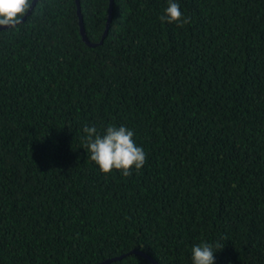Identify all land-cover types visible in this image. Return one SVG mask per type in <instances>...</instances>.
I'll list each match as a JSON object with an SVG mask.
<instances>
[{"label": "trees", "instance_id": "1", "mask_svg": "<svg viewBox=\"0 0 264 264\" xmlns=\"http://www.w3.org/2000/svg\"><path fill=\"white\" fill-rule=\"evenodd\" d=\"M32 0L0 30V264H264V0ZM87 45L80 33L79 17ZM133 131L103 174L84 126Z\"/></svg>", "mask_w": 264, "mask_h": 264}, {"label": "clouds", "instance_id": "2", "mask_svg": "<svg viewBox=\"0 0 264 264\" xmlns=\"http://www.w3.org/2000/svg\"><path fill=\"white\" fill-rule=\"evenodd\" d=\"M32 0H0V26L16 28L22 24L23 17L31 7ZM162 23L183 27L189 22L180 10L175 0H168L164 13L158 17ZM84 146L87 148L89 158L98 167L101 173L109 174L113 170L127 177L131 169H141L146 162V155L133 139L132 130L120 126L109 125L103 135L98 133L95 126H84ZM224 245L201 243L191 249L192 264H215L214 249H222Z\"/></svg>", "mask_w": 264, "mask_h": 264}, {"label": "water", "instance_id": "3", "mask_svg": "<svg viewBox=\"0 0 264 264\" xmlns=\"http://www.w3.org/2000/svg\"><path fill=\"white\" fill-rule=\"evenodd\" d=\"M112 3H113V0H110V4H109V21H110V16H111V11H112ZM78 17H79L80 33H81V35H82V38H83L84 42H85L87 45L92 46L90 43H88V41H87L86 38H85L84 31H83V26H82V18H81V16H80L79 10H78ZM6 28H7V27L0 26V30L6 29ZM129 254H135V255L143 256V257L149 259L153 264H157L155 261H153L152 259H150L148 256H146L145 254H143V253H141V252H138V251H132V252L129 253ZM123 257H124V255H123V256H120V257H118V258L112 259V260L105 261V262H103V263H101V264H108V263H110V262H112V261L120 260V259H122Z\"/></svg>", "mask_w": 264, "mask_h": 264}]
</instances>
